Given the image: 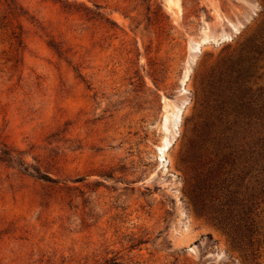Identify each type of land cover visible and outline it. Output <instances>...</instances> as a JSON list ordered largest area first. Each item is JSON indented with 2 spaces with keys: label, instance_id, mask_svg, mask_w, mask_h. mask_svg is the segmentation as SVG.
Instances as JSON below:
<instances>
[{
  "label": "rangeland",
  "instance_id": "1",
  "mask_svg": "<svg viewBox=\"0 0 264 264\" xmlns=\"http://www.w3.org/2000/svg\"><path fill=\"white\" fill-rule=\"evenodd\" d=\"M14 1L0 264H264V0Z\"/></svg>",
  "mask_w": 264,
  "mask_h": 264
},
{
  "label": "trees",
  "instance_id": "2",
  "mask_svg": "<svg viewBox=\"0 0 264 264\" xmlns=\"http://www.w3.org/2000/svg\"><path fill=\"white\" fill-rule=\"evenodd\" d=\"M15 1L14 0H10V4L12 5V11L16 8V4H14ZM262 15L264 17V3H263V11H262ZM20 38V36H19ZM22 42V41H20ZM255 133L257 135V142H256V147H257V161L259 162V165H260V184L261 186L264 184V119H260V117H258V123H257V126H256V129H255ZM38 178L39 179H42L44 181H48V182H54L55 179L51 178L50 176L46 175V174H40L38 175ZM252 224H256L257 226V229H255V233H250V235H247L250 236L251 238H254L253 236L254 235H257L259 234V230L262 228L261 227V220L259 221H253L252 220ZM251 224V223H250ZM249 225V224H248ZM236 232L237 230L235 229H228V235H232V240H233V236L236 235ZM239 239L240 241H242L246 236L242 235L240 233L239 235Z\"/></svg>",
  "mask_w": 264,
  "mask_h": 264
}]
</instances>
